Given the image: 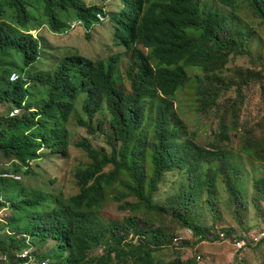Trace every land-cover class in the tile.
<instances>
[{
  "label": "trees",
  "instance_id": "obj_1",
  "mask_svg": "<svg viewBox=\"0 0 264 264\" xmlns=\"http://www.w3.org/2000/svg\"><path fill=\"white\" fill-rule=\"evenodd\" d=\"M121 1L124 8L115 17L113 38L133 57L134 63L126 71L130 93L115 82L114 55L96 61L58 49L44 57L42 39L25 33L43 23L50 31L60 32L74 17L88 27L101 6L82 0L0 3V104H10L11 110L19 108L16 115H0V153L12 160L13 171L28 176L31 161L41 159L43 151L68 156L65 124L78 101L87 121L78 118L77 124L89 135L99 132L106 137L111 150H97L85 141L75 144L88 162L75 170L78 192L67 199L20 186L18 179L0 178V233L4 234L0 257L6 255L13 261L30 245L38 260L51 264H166L156 253L172 239L173 245H180L174 239L182 235L167 239L150 221L140 225L136 218L128 217L125 223L107 222L100 212L116 189L119 192L114 198L124 203L122 210L165 213V206H155L154 200L165 175L175 171L185 172L190 181L189 189L172 203V216L185 234L192 230L190 237L196 244L234 242L232 233L221 238L214 226L198 222L193 210L202 193L209 207H216L220 180L239 210L243 203L239 174L224 149L183 140L184 128L174 114L175 100L191 82L189 69L207 75L195 76L199 109L204 113L216 104L219 90L228 87L220 83L217 72L236 47L232 20L225 12L203 10V0ZM216 1L234 11L241 2L246 3L264 22V0ZM12 72L19 73L17 80H11ZM206 81L208 86H203ZM97 114L107 117L110 133H101L102 118L93 127ZM245 152L264 161L263 150L247 145ZM203 164L209 165L205 175L201 173ZM253 190L264 200V176L254 181ZM131 231L139 237L138 243L128 240ZM243 236L249 240L250 233L239 237ZM102 241L104 253L91 257ZM263 242L262 237L249 248ZM41 248L45 251L38 255ZM66 253L70 256L64 261ZM193 263L189 259L184 264Z\"/></svg>",
  "mask_w": 264,
  "mask_h": 264
},
{
  "label": "rangeland",
  "instance_id": "obj_2",
  "mask_svg": "<svg viewBox=\"0 0 264 264\" xmlns=\"http://www.w3.org/2000/svg\"><path fill=\"white\" fill-rule=\"evenodd\" d=\"M82 1L88 5L104 3V0ZM108 1L106 8L110 13L105 14L103 22L95 23L88 30L82 26L69 35H59L50 32L48 27L43 25L41 29L50 38L49 41L54 47H45L42 56L52 54L58 49L77 52L96 61L106 60L114 55L117 65L115 82L118 87L130 93V81L127 80L126 71L133 65V57L130 50L116 44L113 38L115 17L120 9L124 8V4L121 0ZM0 3L5 5V0H0ZM201 8L206 11L225 12L232 20L231 32L236 38V47L231 51L226 65L217 72L220 83L228 87L219 90L214 106L205 113L200 111L195 76L206 78L207 75L199 69L191 68L188 70L191 82L175 100L174 114L181 120V127L184 128L181 131L183 140L191 139L208 148H222L228 153L232 165L239 174L238 185L243 203L242 207L236 210L233 197L220 180L216 207L211 209L206 202L205 194L202 193L193 214L198 222L205 226H214L217 232L225 234L230 232L235 238L248 232L264 233V200H259L253 190L254 181L264 176V161L255 160L245 152L247 145L264 151V22L255 15L248 4L242 2L235 11L222 7L216 0H203ZM14 27L19 30L18 27ZM203 86H208V81L203 82ZM11 108L10 104H0V115H6ZM78 118L87 121L81 112L80 101L76 102L74 113L65 124L69 134L68 156L49 155L43 151L41 159L31 161V174L24 176V173L19 172L20 180H17V183L20 186L33 190L40 189L55 195L61 194L65 199L78 192L74 172L85 165L88 159L75 144L85 141L97 150L111 151L106 137L99 132L95 135L87 134L85 128L77 124ZM101 118L104 119L101 133H110L107 117L101 114L94 117L93 127L98 126ZM12 166V160L0 153V171L11 169ZM208 167L209 165L203 164L202 175L206 174ZM189 183L185 172L175 171L165 175L154 200L155 206H165V213L122 210L121 206L124 203L114 198V194L119 192L116 189L110 192L100 213L107 222L125 223L128 217L136 218L140 225L150 221L167 234V239L170 236L174 238L182 235L185 241L179 242L180 245H173L172 239L156 253L157 258L166 264L172 262L184 264L189 259L194 261L193 264H264V242L259 247L240 251L234 242L206 240L196 244L195 238L190 237L192 235L185 234V228L172 216V203L184 190L189 189ZM127 200L134 201L133 198ZM3 235L1 232L0 242L4 239ZM138 238L131 231L128 240L138 243ZM105 248L106 245L102 241L90 256H101ZM41 249L38 250V255L45 251L44 248ZM69 256L70 254L66 253L64 261Z\"/></svg>",
  "mask_w": 264,
  "mask_h": 264
},
{
  "label": "built area",
  "instance_id": "obj_3",
  "mask_svg": "<svg viewBox=\"0 0 264 264\" xmlns=\"http://www.w3.org/2000/svg\"><path fill=\"white\" fill-rule=\"evenodd\" d=\"M16 77H18V75L16 73H14L12 75V78H16ZM18 112H19V109L15 108L14 110L11 111V115H16ZM0 177L19 178V175H16L13 173H11V174L0 173ZM2 214H3V212L0 213V215H2ZM187 234L192 235L193 234L192 230H188ZM263 236H264V233L256 232L255 234H250L249 240L246 238L247 236L237 237L234 239V245L238 250L242 251V250L248 249L250 247L249 244L255 245ZM220 237L225 238V233H221ZM183 240H184L183 236H178L174 239V243H179V242H182ZM226 240L230 241L228 239H226ZM28 246L30 248L17 253L15 258L13 259V261H11L9 259V257L6 255L1 256L0 257V264H51L49 261L38 260L32 254L31 246L30 245H28Z\"/></svg>",
  "mask_w": 264,
  "mask_h": 264
},
{
  "label": "clouds",
  "instance_id": "obj_4",
  "mask_svg": "<svg viewBox=\"0 0 264 264\" xmlns=\"http://www.w3.org/2000/svg\"><path fill=\"white\" fill-rule=\"evenodd\" d=\"M108 2H109L108 0H104L103 5H100V4L96 3L97 5H99V6L102 7V11H98V12L95 13L96 20H94V21H93L88 27L84 25V22L82 21V19H80V18H78V17H74V18H72V19H70V20L67 21L66 26H65L60 32L50 31L49 28H48V30H49L50 32H52V33H57V34H59V35H69L71 32H73V31H75V30L81 28L82 26H84L85 29L88 30V29H89L92 25H94L95 23H97V22H103V21L105 20V17H106L105 14L110 13V11H108V9L106 8V6L109 4ZM121 3H122V2H121ZM123 6H124V5H123ZM120 10H121V9H120ZM104 11H105L106 13H104ZM119 12H120V11H119ZM43 25H46V23L41 24V25L38 26L37 28L29 29L28 31H25V33H26V32H27V33H30L34 38L42 39V42L44 43V47H54V46L52 45V42L49 41L50 38H49L47 35H45V33H43L44 31L41 29V27H42ZM46 26H47V25H46ZM47 27H48V26H47ZM113 28H114V26H113ZM14 73H16V74L18 75V77H16V78H12V75H13ZM10 78H11V80H17V79L19 78V73H18V72H12ZM15 108L19 109L18 107H14L12 110H14ZM12 110H11V111H12ZM11 111H10V115H11ZM18 113H19V112H18ZM18 113H17V114H18ZM0 173H8V174L13 173V174L19 175V173L13 171L12 168H11V169L7 168V170H3V171L1 170ZM0 178H11V177H0ZM11 179H14V180L18 179V181H19V180H20V175H19V178H15V177H14V178H11ZM2 215H3V214H2ZM2 215H1V216H2ZM42 261H44V260H42Z\"/></svg>",
  "mask_w": 264,
  "mask_h": 264
}]
</instances>
